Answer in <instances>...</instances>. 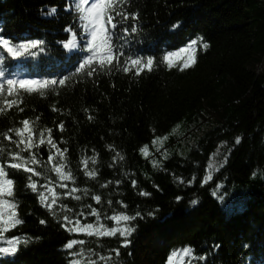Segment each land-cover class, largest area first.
Returning a JSON list of instances; mask_svg holds the SVG:
<instances>
[{"label": "trees", "instance_id": "obj_1", "mask_svg": "<svg viewBox=\"0 0 264 264\" xmlns=\"http://www.w3.org/2000/svg\"><path fill=\"white\" fill-rule=\"evenodd\" d=\"M122 4L132 17L129 30L137 29L123 49L130 59L125 63L121 57L117 68L100 65L97 57L96 70L88 76V65L79 69L91 55L80 51V36L76 47H63L75 31L73 0H0V35L13 46L43 41L19 58L0 45L6 75L17 78L21 68L13 72L11 67L20 62L30 67L26 73L34 70L27 79L49 81L33 91L17 86L9 95L0 78V149L12 155L19 151L25 159L37 154L41 163L32 167L47 175L31 174L39 185L31 191L26 188L29 174L6 168L15 197L4 199L17 203L15 218L23 223L7 231L0 227V247L19 248L14 256H0L17 257L15 264H167L175 251L172 264H264V0ZM192 40H197L196 63L184 68L193 54ZM119 43L117 38L114 46ZM203 43L210 45L207 50ZM148 59L153 60L151 71ZM24 120L33 133L28 151L14 131L23 128ZM49 138L56 148L47 145ZM161 139L168 152L158 156L152 144ZM145 147L147 158L140 153ZM219 149L231 155L205 184ZM3 162L17 161L10 155ZM55 167L72 179L61 180ZM215 185L221 192L211 191ZM49 188L56 193L54 205ZM95 195L101 196L99 204ZM88 204L101 215L90 216ZM137 212L134 221L111 219ZM88 223L94 233L101 227L121 231L88 236L82 227ZM125 228L136 231L125 237ZM16 237L20 241L10 244ZM71 239L83 240L84 246L66 250ZM77 248L80 254L74 255Z\"/></svg>", "mask_w": 264, "mask_h": 264}, {"label": "snow or ice", "instance_id": "obj_2", "mask_svg": "<svg viewBox=\"0 0 264 264\" xmlns=\"http://www.w3.org/2000/svg\"><path fill=\"white\" fill-rule=\"evenodd\" d=\"M74 3V10L76 12V16L73 17V20L75 23H73L72 28L75 29L74 32H72L73 39L68 40L67 43L63 44L64 48H70V47H76L74 40L77 35L80 36V51H86L90 53L91 55H88L83 63L79 65V69H84L86 65L89 66L88 71L86 72V75L92 76L93 72H95L94 62L95 58H99L100 65H112L113 67H119L120 66V58L125 57V52L123 49L127 47V42L129 41V38L132 36L133 33L137 31L135 27L131 28V31L129 30V20L132 18L131 14L126 13L124 6L122 4V0H73ZM67 10V9H66ZM140 16L137 12L135 14V20L139 21ZM180 23L175 24L174 28H179ZM66 32L71 31V29H65ZM127 34V35H125ZM119 39L120 41H123V43L115 44L114 41L116 39ZM201 42H203V38H198ZM43 44V41L40 39L36 40H30L25 43H20L17 46H13V42L10 39L4 38L2 35H0V45L3 46L4 49L7 50L8 53H10L13 57L19 58L21 56H24L26 53H30V50L32 49H38ZM197 44V40H192L191 44L189 45V48L192 50V57L190 59L189 63H186L184 65V68H189L196 63L195 59V45ZM209 44L203 43L204 50H207L209 48ZM187 51V49H185ZM130 59V57H125V63L126 61ZM113 61H115V64H113ZM169 61L171 62L170 58ZM131 63L133 65L139 66L140 61L137 59L131 60ZM4 60L0 59V78H4L6 81V84L8 86V93L11 95V92L13 89H16L17 86L19 89H27L29 91H33L36 89V87L39 85L41 87L47 86L49 81H44L43 84H41L40 81L36 80H29V79H19L13 76L12 78H8L6 75V69L3 67ZM153 65V60L148 59L146 67L149 71H151ZM78 69V70H79ZM122 70H128L127 68H124ZM183 71V69H181ZM68 77H65L64 79L60 80V84H64L65 80H67ZM52 84H55L56 81H51ZM4 84L0 83V90H3ZM61 131H63V125L60 126ZM16 135L20 137V141L18 142L24 151H28L33 148V141H32V130L29 127V121L24 120L23 121V128L19 130H15ZM50 131V130H49ZM25 132H27V137H25ZM8 140H11V136H7ZM239 142V141H237ZM39 143L41 145L45 144L44 140V133H40L39 136ZM26 144V147L24 145ZM47 145L51 148H56V144L52 141L51 138L48 139ZM59 154H63L60 152ZM11 155L12 160L17 162H11V163H4L3 161L8 160L9 156ZM49 159H53L52 156H49ZM41 161L37 158V154L29 153V157L27 159L24 158L23 155L20 154L19 151H17L14 155L7 153L5 149H0V227L3 228L4 231H7L9 227H16L19 224L23 223L22 219H16L15 217L18 215L16 212L17 209V203H12L11 201L4 199L5 197H15L14 192V181L13 179L9 178V171L6 170L8 168L9 170H17V171H23L24 173L29 174L27 176V180L31 181L30 183H27L26 188L31 191H36L38 189V183L32 178L31 174H35V176H41L42 174L45 175V178H47V175L42 168L40 171H37L36 168L32 167V165H38ZM85 166H87V161H85ZM56 173L60 176L61 180H70L72 179L71 173H65L61 170V167H55ZM89 176H93V173L89 172ZM212 177L209 175L205 180L204 183L207 184L209 180H211ZM183 183V181H181ZM66 185L62 184L61 187H65ZM49 192L52 193L53 199L51 200V204H55V197L56 193L54 189L49 188ZM76 191H79V189H76ZM85 195H87V191L85 190ZM143 196H149L150 193L143 192L141 193ZM47 199V193L40 196V202L44 203V201ZM77 201L81 200V196L77 195L75 197ZM177 199H181L180 197H177ZM94 200L97 204L101 202V196L95 195ZM109 205L112 204V200L109 199L107 201ZM192 205L195 206L198 201L193 200L191 201ZM45 208H48L49 205L45 204ZM63 208V205H61ZM86 208L88 209L90 216H100L101 213L95 211L93 209L92 205L88 204L86 205ZM7 209L8 216L5 217L4 210ZM83 215V213H81ZM140 213L137 212L135 215L129 216V215H116L112 216L111 219L114 221H134L137 216H139ZM148 215H153L152 212H149ZM64 219L67 220L68 216L65 214ZM41 224H45L46 221L41 220ZM76 223H79V220L76 221ZM65 227H68L65 225ZM82 227H86L88 229L87 235L93 236L95 235H105V236H116L117 232H120V229L113 228L110 230H105L103 227L99 231H96L95 233L92 231L93 225L91 223H88L86 225H82ZM69 231H72L71 228L68 229ZM135 228H125L122 230V235L127 237L130 236L131 233L135 232ZM20 241V237H16L14 240L9 241L10 244L16 245ZM27 240L24 241L25 246L27 245ZM130 243V241H127L123 247H127V244ZM79 245L80 247L84 246L83 240H77V239H71L69 242H67L65 248L66 250H73L74 246ZM19 251V248L17 246L13 247H0V253L2 254H11L15 255ZM190 251V249H189ZM80 250L79 248L76 249V252L74 255H79ZM118 254V252H117ZM177 253L173 251L171 255L167 258V264H172V258L176 256ZM101 259H104L101 257ZM71 264H80L79 260H72ZM86 264H89V262H86ZM91 264H96L95 261H91Z\"/></svg>", "mask_w": 264, "mask_h": 264}, {"label": "rangeland", "instance_id": "obj_3", "mask_svg": "<svg viewBox=\"0 0 264 264\" xmlns=\"http://www.w3.org/2000/svg\"><path fill=\"white\" fill-rule=\"evenodd\" d=\"M180 127V126H179ZM178 130V132H180V130H179V128H174V130ZM173 130V131H174ZM172 131V132H173ZM169 135V134H168ZM163 139H161L160 140V142H163V143H159V142H154L153 144H152V147H153V152L156 154V155H158V156H162L163 154H166L167 152H168V148L167 147H165V144H166V142H165V144H164V140L162 141ZM230 148H231V146H230ZM150 150L152 149V148H149ZM142 151H145V152H147V148H145L144 150H142ZM220 151V152H219ZM161 152H163V153H161ZM218 153L215 155V157L213 158L214 160L211 162V164L209 165L210 166V168H209V172H208V176L209 175H212V171L213 170H217V167H219L220 165L221 166H225L224 165V163H226V161H227V159H229V157H230V155L231 154H226V153H223V151H222V149H219L218 151H217ZM147 154H149V153H147ZM227 155V156H226ZM226 156V157H225ZM149 157V156H148ZM146 158H147V155H146ZM213 176V175H212ZM93 230V229H92ZM251 258V257H250ZM249 258V259H250Z\"/></svg>", "mask_w": 264, "mask_h": 264}, {"label": "bare ground", "instance_id": "obj_4", "mask_svg": "<svg viewBox=\"0 0 264 264\" xmlns=\"http://www.w3.org/2000/svg\"><path fill=\"white\" fill-rule=\"evenodd\" d=\"M145 148H147V147H145ZM145 148H143L142 150H144ZM142 150H141V152H140V153H141L143 156H146V155H148V154H147V152H149L148 148H147V152H145V151H142ZM219 188H220V187H219V185H215V186L213 187V189H211V191H217V192H221ZM16 259H17V257H15V258L13 259V261H12V263H11V264H15V262H16Z\"/></svg>", "mask_w": 264, "mask_h": 264}]
</instances>
